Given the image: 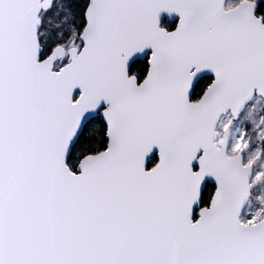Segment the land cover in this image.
Here are the masks:
<instances>
[{
    "label": "snow or ice",
    "instance_id": "snow-or-ice-1",
    "mask_svg": "<svg viewBox=\"0 0 264 264\" xmlns=\"http://www.w3.org/2000/svg\"><path fill=\"white\" fill-rule=\"evenodd\" d=\"M0 264H264V0H0Z\"/></svg>",
    "mask_w": 264,
    "mask_h": 264
}]
</instances>
